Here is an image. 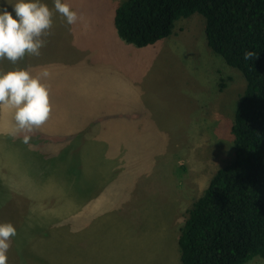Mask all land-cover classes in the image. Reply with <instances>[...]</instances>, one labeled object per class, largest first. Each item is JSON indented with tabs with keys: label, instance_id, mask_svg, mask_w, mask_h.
Listing matches in <instances>:
<instances>
[{
	"label": "rangeland",
	"instance_id": "rangeland-1",
	"mask_svg": "<svg viewBox=\"0 0 264 264\" xmlns=\"http://www.w3.org/2000/svg\"><path fill=\"white\" fill-rule=\"evenodd\" d=\"M123 1L67 0L81 21L68 25L56 13L40 56L15 65L0 60V73L25 68L38 75L55 64L50 52L102 43L106 25L116 30ZM15 2L0 0V8L12 12ZM205 26L199 13L181 18L153 57L120 62V78L140 93L142 106L127 131L89 142L94 125L78 116L88 101L59 98L52 71L43 82L53 112L28 143L12 135L14 113L0 111V223L17 229L8 264H182L178 240L188 211L235 157L231 128L247 85L213 52Z\"/></svg>",
	"mask_w": 264,
	"mask_h": 264
},
{
	"label": "trees",
	"instance_id": "trees-1",
	"mask_svg": "<svg viewBox=\"0 0 264 264\" xmlns=\"http://www.w3.org/2000/svg\"><path fill=\"white\" fill-rule=\"evenodd\" d=\"M196 13L206 19L214 53L247 85L231 133L235 157L220 167L189 209L179 236L182 264L264 260V0H125L115 11L118 36L137 47L173 34ZM247 51L256 57L245 60Z\"/></svg>",
	"mask_w": 264,
	"mask_h": 264
},
{
	"label": "clouds",
	"instance_id": "clouds-1",
	"mask_svg": "<svg viewBox=\"0 0 264 264\" xmlns=\"http://www.w3.org/2000/svg\"><path fill=\"white\" fill-rule=\"evenodd\" d=\"M53 3L54 7L50 8L41 0H16L11 4L12 12L7 7L0 8V60L7 59L15 65L26 55L40 56L46 37L51 35L56 13L65 18L68 25L81 21L80 13L73 10L67 0H53ZM254 57L253 51L244 54L245 60ZM49 76L47 70L33 75L25 68L0 73V111L8 109L14 113L12 135H23L24 143H28L31 135L52 115L50 85L43 82ZM16 235L17 229L12 223H0V264H8L10 241Z\"/></svg>",
	"mask_w": 264,
	"mask_h": 264
},
{
	"label": "crops",
	"instance_id": "crops-1",
	"mask_svg": "<svg viewBox=\"0 0 264 264\" xmlns=\"http://www.w3.org/2000/svg\"><path fill=\"white\" fill-rule=\"evenodd\" d=\"M106 30L109 35L102 40V43L85 46V40H83L80 49L64 47L58 53L50 52L48 60L56 65L43 67V70L53 72L59 98L66 96L69 99L81 96L82 100L88 101L86 106L89 110L85 111L84 107V112L78 116L88 118V120L85 119L88 128L91 124L94 125V131L88 129L94 134L89 138V142L92 141L90 139L102 138L101 134L107 132H111V136L114 133L129 130L135 122L134 112L138 110L136 114H142V106L138 104L140 93L134 91L133 86H124L123 83L130 82L121 80L120 62H127L132 57L143 61L148 55L153 57L152 54L160 49L156 43L137 47L121 40L117 30H114L111 24L106 25ZM108 83H112L114 88L107 91ZM144 98L145 96L142 95V99ZM47 131L59 132L55 129ZM112 149H109V154L119 156Z\"/></svg>",
	"mask_w": 264,
	"mask_h": 264
}]
</instances>
